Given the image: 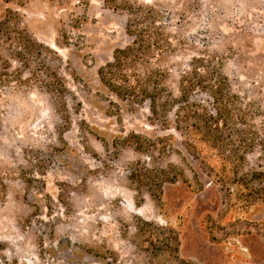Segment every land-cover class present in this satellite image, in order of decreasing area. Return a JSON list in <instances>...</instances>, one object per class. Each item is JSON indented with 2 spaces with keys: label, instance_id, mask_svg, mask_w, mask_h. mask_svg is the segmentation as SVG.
I'll list each match as a JSON object with an SVG mask.
<instances>
[{
  "label": "rangeland",
  "instance_id": "obj_1",
  "mask_svg": "<svg viewBox=\"0 0 264 264\" xmlns=\"http://www.w3.org/2000/svg\"><path fill=\"white\" fill-rule=\"evenodd\" d=\"M131 1L163 15L171 51L157 65L168 93L179 97L192 58L215 56L264 135V0ZM6 9L46 48L64 98L47 89L54 81L38 61L26 70L0 50L9 66L0 61L9 77L0 85V264H264L261 204L225 192L219 153L174 131L173 112L153 117L99 82V68L131 43L125 13L103 0H0V19ZM136 164H173L188 184H164L158 207L129 181ZM241 171L264 173V150Z\"/></svg>",
  "mask_w": 264,
  "mask_h": 264
},
{
  "label": "trees",
  "instance_id": "obj_2",
  "mask_svg": "<svg viewBox=\"0 0 264 264\" xmlns=\"http://www.w3.org/2000/svg\"><path fill=\"white\" fill-rule=\"evenodd\" d=\"M3 1L6 4L15 2L22 7L27 0ZM103 4L113 12L127 15L125 34L131 43L114 50L112 61L99 68V82L121 101L131 105L147 103L153 117L166 118L173 112L174 131L180 135L186 132L219 153L222 164L217 174L218 182L225 192L230 195L231 188H236L237 198L245 205L260 203L264 212V173L241 171L248 154L256 148L264 150V135L254 125L255 108L233 93L217 57L192 58L190 70L179 79V97L175 99L163 85L165 74L157 65L171 51L161 11L155 6L139 5L131 0H103ZM2 49H6L8 55L26 70H31L32 63L38 61L40 74L51 76L54 81L48 82L47 89L64 98L61 80L43 61L46 48L20 27L19 16L11 9H6L0 19ZM0 61L4 63L3 69L8 70L7 61L1 57ZM36 71L31 72L35 78ZM4 75H0L2 87L9 83V77ZM126 143L134 145L138 151L145 145L136 135L128 137ZM128 179L138 193L146 190L158 207L164 184L178 181L188 184L184 171L173 164L165 167L136 164ZM195 182L201 187L196 178ZM165 247L171 248L169 244ZM171 249L176 251V246Z\"/></svg>",
  "mask_w": 264,
  "mask_h": 264
}]
</instances>
